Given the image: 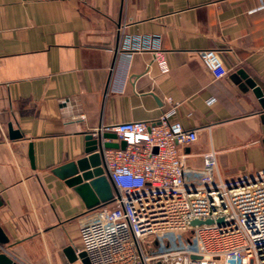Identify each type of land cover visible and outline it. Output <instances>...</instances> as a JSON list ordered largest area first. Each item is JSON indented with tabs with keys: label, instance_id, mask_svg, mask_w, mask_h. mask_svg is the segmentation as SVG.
Masks as SVG:
<instances>
[{
	"label": "crops",
	"instance_id": "0c3cea01",
	"mask_svg": "<svg viewBox=\"0 0 264 264\" xmlns=\"http://www.w3.org/2000/svg\"><path fill=\"white\" fill-rule=\"evenodd\" d=\"M124 34L159 36L167 69L149 53L120 57ZM201 50L218 52L224 78ZM167 98L197 131L179 150L187 176L210 151L225 181L264 171V0H0V253L81 264L63 250L79 249L102 207L87 209L53 170L84 158L99 127L157 121Z\"/></svg>",
	"mask_w": 264,
	"mask_h": 264
},
{
	"label": "built area",
	"instance_id": "2783aa9c",
	"mask_svg": "<svg viewBox=\"0 0 264 264\" xmlns=\"http://www.w3.org/2000/svg\"><path fill=\"white\" fill-rule=\"evenodd\" d=\"M140 52L167 69L159 36L124 34L119 56ZM197 56L215 80L227 75L217 51L201 50ZM166 101L170 110L155 122L94 130L113 133L125 148L101 153L114 197L79 229L77 252L90 264H264V171L225 181L210 151L200 172L187 176L179 150L197 140V131L174 120L178 104ZM60 103L71 106L69 100ZM193 221L202 224L192 227ZM166 233L188 234L184 247L148 253Z\"/></svg>",
	"mask_w": 264,
	"mask_h": 264
},
{
	"label": "water",
	"instance_id": "95a60500",
	"mask_svg": "<svg viewBox=\"0 0 264 264\" xmlns=\"http://www.w3.org/2000/svg\"><path fill=\"white\" fill-rule=\"evenodd\" d=\"M9 133L13 138L20 137L17 132L11 130V127H9ZM115 139L116 137L113 133L89 134L86 137V156L61 166L52 172L81 197L87 209L105 207L114 197V189L101 168V153L105 149L122 150L125 148L124 142H103V140L111 141ZM29 157L32 162L31 150ZM207 223L210 222H205V224ZM200 224L202 223L193 221L190 225L194 227ZM7 243L8 239L0 227V248L7 245ZM63 253L70 263L78 260L81 264H90L85 253L77 252V249L71 245L64 248ZM0 264H11L3 253H0Z\"/></svg>",
	"mask_w": 264,
	"mask_h": 264
},
{
	"label": "rangeland",
	"instance_id": "374dc122",
	"mask_svg": "<svg viewBox=\"0 0 264 264\" xmlns=\"http://www.w3.org/2000/svg\"><path fill=\"white\" fill-rule=\"evenodd\" d=\"M188 234L166 233L156 238L148 248V253H161L163 251L181 249L184 247Z\"/></svg>",
	"mask_w": 264,
	"mask_h": 264
},
{
	"label": "trees",
	"instance_id": "16d2710c",
	"mask_svg": "<svg viewBox=\"0 0 264 264\" xmlns=\"http://www.w3.org/2000/svg\"><path fill=\"white\" fill-rule=\"evenodd\" d=\"M110 204V203H109ZM109 204H107L106 206H108Z\"/></svg>",
	"mask_w": 264,
	"mask_h": 264
}]
</instances>
